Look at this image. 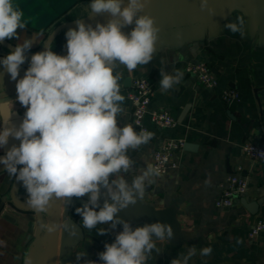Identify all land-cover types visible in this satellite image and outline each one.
Segmentation results:
<instances>
[{
	"label": "crops",
	"instance_id": "0c3cea01",
	"mask_svg": "<svg viewBox=\"0 0 264 264\" xmlns=\"http://www.w3.org/2000/svg\"><path fill=\"white\" fill-rule=\"evenodd\" d=\"M238 15L246 19L243 36L224 29L225 23ZM17 31L19 40H8L15 45L34 35L24 29ZM45 36L31 50L41 45ZM0 52L7 54L2 48ZM198 62L206 63L216 78L215 89L206 88L186 72L187 66ZM161 67L183 73L181 84L167 93L159 88ZM114 72L120 75V92L124 96L123 112L118 116L121 126H133V106L128 99L133 79H145L152 89L147 111L166 110L176 122L173 128L163 129L154 126L148 115L144 118L143 124L153 138L139 150H129L136 161L132 175L151 163L153 151L166 140L184 142L183 149L174 155L177 168L168 175L153 177L146 186L144 201L119 212L130 219L133 227L155 222L171 225L173 238L158 242L162 253L149 264H170L173 258L186 254L188 246L197 248L189 264H264V232L248 237L251 227L264 221V163L247 158L242 150L244 144H257L264 139V21L244 11L231 10L211 25L159 36L148 65L129 72L117 63ZM226 89L237 91L239 100L225 103L221 92ZM2 92L0 71V102H8L10 99ZM229 174L246 180V192L234 200L231 208H217L220 185ZM125 178L131 184V174H125ZM12 180L8 174H0V196L7 194ZM18 196L26 202L23 186ZM241 199L253 208L252 212ZM80 205L78 201L74 210ZM56 208V213L44 217L42 236L49 235L51 222L56 228L51 238L42 242L35 264H76L75 254L84 248L88 259H98L97 253L104 251L105 242L114 241L118 231L96 236L95 229L90 233L81 227L82 218L78 224L64 219V202L59 201ZM35 222L33 214L6 207L4 215H0V264H23V256L34 238ZM76 231V237L70 235ZM204 247L212 249L210 256L199 254Z\"/></svg>",
	"mask_w": 264,
	"mask_h": 264
},
{
	"label": "clouds",
	"instance_id": "9594fccd",
	"mask_svg": "<svg viewBox=\"0 0 264 264\" xmlns=\"http://www.w3.org/2000/svg\"><path fill=\"white\" fill-rule=\"evenodd\" d=\"M147 4L148 0H127V4L125 0H91V15L108 13V22L93 26L82 18L75 19L76 27L65 33L66 55L53 51L50 34L42 43L45 50L31 56L20 79V68L28 60L26 53L44 33L35 32L0 58V65L16 82V100L26 108L18 126H9V120L0 122V148L8 145L9 137L20 142L0 156V164L9 176L22 182L27 206L43 213L54 200L71 205L87 194L88 199L75 208L82 217L83 229L90 233L95 229L96 236H105L122 227L114 241L105 242L104 251L97 253L98 260L88 259L84 248L75 254L76 264H149L162 253L158 242H169L174 235L169 224L133 227L118 216L120 211L144 201L147 184L159 175L151 163L132 175L136 161L129 150L148 144L153 133L118 123L124 96L120 75L114 72L117 63L132 72L153 59L160 28L155 18L144 12ZM200 9L215 14L209 0H200ZM133 24L130 32L122 30ZM27 27L16 0H0V42L19 40L17 30ZM245 28L243 15L224 25L234 35L243 36ZM160 77V91L167 93L181 84L183 73L161 67ZM13 107L14 103L12 111ZM128 173L131 184L125 178ZM104 225L108 227H99ZM55 228L49 226L47 231ZM70 235L76 237L78 233ZM211 253L210 247L199 252L201 256ZM196 254V246H188L187 253L173 258L170 264H189ZM23 264H33L30 253L24 254Z\"/></svg>",
	"mask_w": 264,
	"mask_h": 264
},
{
	"label": "water",
	"instance_id": "95a60500",
	"mask_svg": "<svg viewBox=\"0 0 264 264\" xmlns=\"http://www.w3.org/2000/svg\"><path fill=\"white\" fill-rule=\"evenodd\" d=\"M90 2L91 0H16V3L24 13V19L28 22V27L24 30L33 33L43 32L46 34L44 40L51 34V43L54 45L53 51L60 55L67 54V49L65 48V33L69 28L76 27L75 19L82 18L86 24H92L95 26L97 22L107 23L111 18L108 13L91 15L88 7ZM125 4H127V0H125ZM209 6L214 9V15H210L207 11H201L200 0H148L144 12L155 18L156 24L160 28L159 36H165L171 32L188 27L211 25L220 20L231 10H241L264 21V0H209ZM134 26V24L129 25L122 30L131 31ZM44 40L42 43L45 42ZM42 43L37 48L26 53L28 60H26L21 66L20 74L17 79L23 77L25 71L30 65L31 56L36 52L45 50ZM0 48L5 50L8 54L10 51L14 50L15 44H12L6 39L3 42H0ZM7 54L0 52V58L5 57ZM0 71L3 86L2 93L6 98L10 99L5 103L4 101L0 102V115L2 121H10L9 126L12 124L18 126L22 122L26 108L22 107L16 100V82L11 80L10 75L4 70L3 65H0ZM13 103L15 106L12 111ZM19 143L18 140L9 137L8 145L5 148H2L0 156H4L6 151L13 144L19 146ZM0 174H7L4 171V165L2 164H0ZM21 186L22 182H17L13 178L7 194L0 196V215H4L7 206L34 215L36 218L34 238L28 253L33 257V264H35V257L42 242L48 241L52 236V232H50L47 237L42 236V231L45 225L44 217L56 213V205L59 204L60 200H54L47 211L37 213L34 209L28 207L26 202L20 200L18 192ZM87 199L88 196L86 194L85 197L75 199L73 203L70 202V204L72 203L71 205L64 203V209L66 212L64 219L71 223L78 224L82 217L75 212L74 206L78 201H80V206H82ZM103 201L104 196H101V206ZM241 202L247 207L243 199H241ZM247 208L251 212L253 211V208L252 210L249 207ZM118 216L124 220L130 221L129 218L120 213H118ZM53 224L54 223L51 222V225ZM115 230L119 232L122 230V227L118 226ZM48 260H51L50 252L48 254Z\"/></svg>",
	"mask_w": 264,
	"mask_h": 264
},
{
	"label": "built area",
	"instance_id": "2783aa9c",
	"mask_svg": "<svg viewBox=\"0 0 264 264\" xmlns=\"http://www.w3.org/2000/svg\"><path fill=\"white\" fill-rule=\"evenodd\" d=\"M186 72L194 75L197 80L208 89H215L218 85L216 78L210 72L209 67L204 62H198L187 66ZM152 89L145 79H133L130 82L128 99L131 102L132 124L137 131L144 129L149 131L143 124L144 118L148 115L151 123L159 128H173L176 124L174 118L166 110L157 109L148 112L147 107L152 97ZM221 99L231 104L239 100V93L232 89L221 92ZM183 140H166L151 156V164L159 170V175H168L170 171L177 168L174 155L182 150ZM243 154L251 159L264 163V139L257 144L246 143L242 147ZM221 186V192L215 201L217 208H231L234 200L245 194L247 189L246 180L238 174H229L225 177ZM264 232V221H257L248 233L249 238H254ZM98 260V259H92Z\"/></svg>",
	"mask_w": 264,
	"mask_h": 264
}]
</instances>
